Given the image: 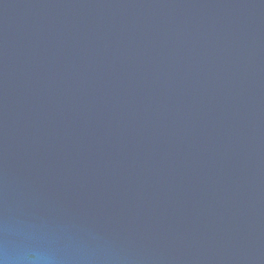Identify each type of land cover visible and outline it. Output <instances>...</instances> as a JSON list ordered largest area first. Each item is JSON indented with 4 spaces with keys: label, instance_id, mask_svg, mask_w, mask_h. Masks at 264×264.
Masks as SVG:
<instances>
[{
    "label": "water",
    "instance_id": "95a60500",
    "mask_svg": "<svg viewBox=\"0 0 264 264\" xmlns=\"http://www.w3.org/2000/svg\"><path fill=\"white\" fill-rule=\"evenodd\" d=\"M37 255L264 264V0H0V261Z\"/></svg>",
    "mask_w": 264,
    "mask_h": 264
},
{
    "label": "clouds",
    "instance_id": "9594fccd",
    "mask_svg": "<svg viewBox=\"0 0 264 264\" xmlns=\"http://www.w3.org/2000/svg\"><path fill=\"white\" fill-rule=\"evenodd\" d=\"M42 260L44 261V264H48V261L44 260V258L43 257H40L39 255H37V259H36V261H34V264H40V262ZM0 264H4V262L3 261H0Z\"/></svg>",
    "mask_w": 264,
    "mask_h": 264
}]
</instances>
